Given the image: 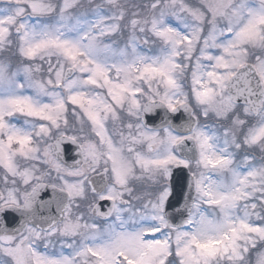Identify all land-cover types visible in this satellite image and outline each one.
Listing matches in <instances>:
<instances>
[{
    "label": "snow or ice",
    "instance_id": "1",
    "mask_svg": "<svg viewBox=\"0 0 264 264\" xmlns=\"http://www.w3.org/2000/svg\"><path fill=\"white\" fill-rule=\"evenodd\" d=\"M0 264H264V0H0Z\"/></svg>",
    "mask_w": 264,
    "mask_h": 264
},
{
    "label": "water",
    "instance_id": "2",
    "mask_svg": "<svg viewBox=\"0 0 264 264\" xmlns=\"http://www.w3.org/2000/svg\"><path fill=\"white\" fill-rule=\"evenodd\" d=\"M182 178V175H181V177H178L177 179L179 180V179H181Z\"/></svg>",
    "mask_w": 264,
    "mask_h": 264
}]
</instances>
